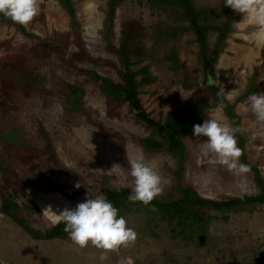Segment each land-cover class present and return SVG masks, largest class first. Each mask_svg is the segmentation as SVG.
I'll return each instance as SVG.
<instances>
[{
  "label": "rangeland",
  "instance_id": "obj_1",
  "mask_svg": "<svg viewBox=\"0 0 264 264\" xmlns=\"http://www.w3.org/2000/svg\"><path fill=\"white\" fill-rule=\"evenodd\" d=\"M71 2L77 26L70 24L58 0H38L39 12L25 26L28 35L0 25V132L14 129L20 141V146L10 145L0 135V195L9 191L26 221L40 231L55 224L53 212L65 207L74 209L89 194L102 195V187L132 190L134 178L130 176L128 155H143L146 160L157 163L164 191L155 200L171 202L180 196L173 175L178 167L177 158L166 150L144 149L139 139L145 137L148 130L135 121L134 112L125 103L110 107L97 82L83 73L93 70L119 80L111 43H117L123 22L134 18L147 28V52L135 68L147 66L155 77L141 88L140 94L143 108L151 116L170 126L180 124L190 106L192 92L185 85L193 88L203 80L197 58L198 38L187 28L188 23L173 12L175 10L148 0H122L115 12L113 35L108 41L105 38L107 0ZM193 3L214 11L212 21L222 20L220 0H193ZM243 20L244 14L235 11L232 31L215 65L213 83L235 104L244 132L245 160L254 165L264 179V121H259L251 111L249 96L242 97L254 67L261 73L256 93H264V46L257 47L250 41L256 26ZM160 25H185L186 30L177 37L158 38L155 33ZM215 37L216 33H209L210 44ZM171 51L177 54V66L169 56ZM9 68L18 70L17 75L10 73ZM26 69L32 70L38 80L24 82L19 73ZM63 82L82 88L83 111L69 112L63 107ZM181 92L188 98L184 99ZM211 118L230 125L218 106L208 111L207 119ZM40 128L47 132L52 159H49ZM207 140L204 136L196 137L193 132L184 138V168L179 182L211 199L256 194L258 187L251 170L238 174L216 163L211 154L204 155ZM240 162L243 163L241 158ZM115 165L120 166L113 169ZM37 176L44 180L36 184ZM48 206L52 210L43 213ZM211 232H230L234 248L256 253L254 261L258 254L264 257V205L252 213L229 214L226 223L213 222ZM66 240L71 241L70 238L35 240L0 213V264H55L59 248ZM118 249L121 256L133 258V264H141L149 255H159L162 251L150 238L138 234L135 242ZM220 251L218 256L223 264L224 252L221 248ZM164 262L174 264L163 260L157 264Z\"/></svg>",
  "mask_w": 264,
  "mask_h": 264
},
{
  "label": "trees",
  "instance_id": "obj_2",
  "mask_svg": "<svg viewBox=\"0 0 264 264\" xmlns=\"http://www.w3.org/2000/svg\"><path fill=\"white\" fill-rule=\"evenodd\" d=\"M148 1L157 3L162 8L175 10L173 12L179 14L181 19L188 23L187 28L198 38L197 58L201 65L203 80L202 83L195 84L193 88H188L185 85V88L192 89V92L189 97L190 106L183 114L181 123L170 126L160 119L154 118L143 108L140 97L141 88L153 82L155 77L149 72L147 66L135 68V65L147 52L145 44V38L148 36L147 28L140 20L132 18L123 22L117 43H111V48L117 58L119 80L115 81L93 70H84L83 73L97 82L110 107L125 103L134 112L135 121L148 130V134L139 139L144 149L152 152L166 150L177 158L178 167L173 171V175L177 181L176 186L180 196L171 202L154 200L151 205L145 206L141 202L132 203L128 200L132 190L127 187L119 189L102 187L101 194L119 209V214L127 219L129 226L133 227L138 235L150 238L154 245L161 247L162 251L159 255H149L146 261L141 264H157L160 260L172 261L174 264H183L187 261L197 262V264H221L218 256L221 253L220 248L224 252L225 264H264V257L261 254H258L254 261L256 253L234 248V239L230 232L222 234L211 232L213 222L221 220L226 223L229 220V214L252 213L259 206L264 205V179L259 170L245 160L244 132L240 118L235 111V104L231 103L224 94L221 95L223 93L221 88L213 83L215 65L232 31L235 11L224 6L225 0H220L223 17L220 22L216 23L211 20L215 12L205 7H196L193 0ZM58 2L68 14L70 24L77 26L79 23L71 0H58ZM121 2L122 0H107L105 38L108 41L113 35L114 16ZM40 18L43 19V17ZM0 25L12 27L23 35H28L24 25L14 23L3 14H0ZM185 30V25L175 27L160 25L155 35L158 38L164 35L177 37ZM210 32L216 33L212 44L209 43L208 38ZM169 56L174 65H179L175 51H171ZM8 71L13 75H17L18 72L13 68H9ZM19 74L24 77V82L27 84L38 80L35 77L36 74L30 69L22 70ZM260 76L259 68L254 67L242 97L250 96L258 91ZM61 91L64 94L62 105L67 111L84 110L82 88L79 85L63 82ZM215 106L223 110L231 127L241 129L236 133V138L238 146L243 150L241 161L249 165L254 182L258 187V192L254 195L244 194L223 199H211L202 197L193 187L182 185L179 182L184 168L186 149L184 138L193 132V125L203 124L204 120H207L208 111ZM40 133L46 142L49 159H52L53 151L49 145L47 132L40 128ZM0 135L3 136L6 143L20 146L14 129L5 133L0 132ZM43 180L42 176H37L34 179L36 184ZM29 207L31 208L32 205ZM153 207L156 209L155 211L152 210ZM0 213L11 218L35 240L69 238L63 230V223H55L42 231L31 227L26 221V217L21 213L20 205L9 191L0 195ZM85 249L93 250L95 247L89 244ZM230 255L231 258H229ZM164 264L166 263L164 262Z\"/></svg>",
  "mask_w": 264,
  "mask_h": 264
},
{
  "label": "clouds",
  "instance_id": "obj_3",
  "mask_svg": "<svg viewBox=\"0 0 264 264\" xmlns=\"http://www.w3.org/2000/svg\"><path fill=\"white\" fill-rule=\"evenodd\" d=\"M224 6L243 13V22L256 26V30L250 35V41L257 47L264 46V0H225ZM38 12V0H0V14L20 25L27 26ZM182 97L188 98L183 93ZM248 101L257 119L264 121V93L252 94ZM238 131L241 129L233 128L215 118L204 120L203 124L193 125L196 137L208 138L204 155L211 154L216 163L240 174L247 173L250 168L240 162L243 150L238 146ZM127 159L130 176L134 178V187L128 200L149 206L164 191V182L157 170V163L154 160H146L143 155H128ZM119 166L115 165L113 169ZM76 187L79 188L80 184ZM49 210H52L51 206L45 208L43 213L47 214ZM152 210L156 209L153 207ZM53 213V222L63 223L64 232L81 248L91 244L111 251L122 246L127 247L137 239L136 230L129 226L127 219L119 214V209L103 195L93 197L89 194L85 201L78 203L74 209L65 207Z\"/></svg>",
  "mask_w": 264,
  "mask_h": 264
},
{
  "label": "crops",
  "instance_id": "obj_4",
  "mask_svg": "<svg viewBox=\"0 0 264 264\" xmlns=\"http://www.w3.org/2000/svg\"><path fill=\"white\" fill-rule=\"evenodd\" d=\"M55 264H133V258L121 256L119 249L94 251L81 248L71 241H63Z\"/></svg>",
  "mask_w": 264,
  "mask_h": 264
}]
</instances>
